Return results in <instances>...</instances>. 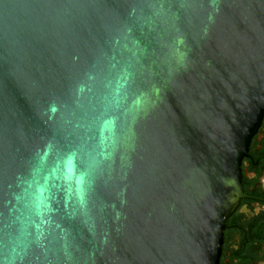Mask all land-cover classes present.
I'll use <instances>...</instances> for the list:
<instances>
[{"label": "water", "instance_id": "95a60500", "mask_svg": "<svg viewBox=\"0 0 264 264\" xmlns=\"http://www.w3.org/2000/svg\"><path fill=\"white\" fill-rule=\"evenodd\" d=\"M264 115V0H0V264H218Z\"/></svg>", "mask_w": 264, "mask_h": 264}, {"label": "flooded vegetation", "instance_id": "af4514ba", "mask_svg": "<svg viewBox=\"0 0 264 264\" xmlns=\"http://www.w3.org/2000/svg\"><path fill=\"white\" fill-rule=\"evenodd\" d=\"M240 187L225 218L218 264H264V115L241 159Z\"/></svg>", "mask_w": 264, "mask_h": 264}]
</instances>
